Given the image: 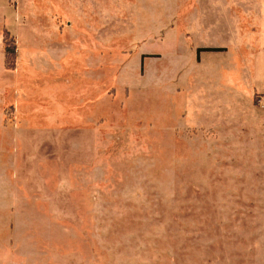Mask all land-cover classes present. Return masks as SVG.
<instances>
[{"label": "rangeland", "instance_id": "374dc122", "mask_svg": "<svg viewBox=\"0 0 264 264\" xmlns=\"http://www.w3.org/2000/svg\"><path fill=\"white\" fill-rule=\"evenodd\" d=\"M186 4L0 0V264H264L253 50Z\"/></svg>", "mask_w": 264, "mask_h": 264}, {"label": "crops", "instance_id": "0c3cea01", "mask_svg": "<svg viewBox=\"0 0 264 264\" xmlns=\"http://www.w3.org/2000/svg\"><path fill=\"white\" fill-rule=\"evenodd\" d=\"M202 1L205 9L202 10ZM234 14L237 25H235V41H241L240 46L251 47L250 58L242 57L243 61L252 62V96L254 93L264 94V0H187L183 10L186 15L195 14ZM231 25V23H230ZM232 26V25H231ZM232 29V28H231ZM188 38L192 41V34L187 32ZM250 40V41H249ZM249 41V43H247ZM205 46V47H204ZM231 45L213 44L197 46V48H221ZM239 44H237V47ZM197 50V49H196ZM221 51V50H213ZM252 98V97H251Z\"/></svg>", "mask_w": 264, "mask_h": 264}, {"label": "trees", "instance_id": "16d2710c", "mask_svg": "<svg viewBox=\"0 0 264 264\" xmlns=\"http://www.w3.org/2000/svg\"><path fill=\"white\" fill-rule=\"evenodd\" d=\"M4 37H3V43H4V47H5V52L6 53H10L13 59L14 56V51H15V44H14V38L10 35H8L7 31L5 30V32L3 33ZM213 50H223L221 48H210V47H206V48H197V53H199L200 51H213ZM8 67H11V64H8ZM264 96V94H259V93H254L252 96V99L254 101V103H257V99L255 97L258 96Z\"/></svg>", "mask_w": 264, "mask_h": 264}]
</instances>
